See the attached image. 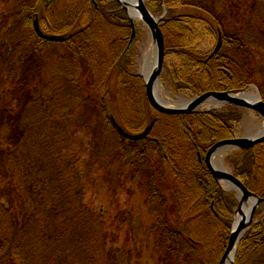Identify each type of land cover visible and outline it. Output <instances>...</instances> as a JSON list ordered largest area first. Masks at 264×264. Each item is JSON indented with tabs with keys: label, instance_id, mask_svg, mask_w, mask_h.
I'll return each instance as SVG.
<instances>
[{
	"label": "trees",
	"instance_id": "obj_1",
	"mask_svg": "<svg viewBox=\"0 0 264 264\" xmlns=\"http://www.w3.org/2000/svg\"><path fill=\"white\" fill-rule=\"evenodd\" d=\"M254 1L259 16L240 35L228 27L236 0H147L155 17L166 12L159 26L166 59L178 62L172 69L165 64L174 92L199 97L254 85L264 102V67L254 71L252 65V49L264 50V0ZM2 2L0 31L8 37L0 39V86L17 95L19 108L0 102V179L5 181L0 190V264H121L110 260L112 250L107 254L109 240L114 242L101 212L92 213L84 205L83 173L76 166L80 153L73 138L81 125L71 123L75 105L76 121L98 123L97 134L107 136L112 161L129 169L127 177L153 206L151 234L161 264H220L239 203L234 192L222 189L205 156L215 144L236 137L244 118L241 109L156 112L143 77L134 71L145 35L117 1ZM36 20L40 31L35 30ZM200 26L221 41L219 54L193 47ZM39 32L61 41L44 40ZM51 56L56 59L50 68ZM58 65L67 73L56 82L51 78ZM42 73L51 94L63 95L60 108L67 106L69 113L50 112L43 101L38 105L35 82L40 78L42 84ZM115 91L117 98L111 95ZM153 121L151 133L140 141L117 130L141 134ZM263 149L264 143L258 144L225 159L244 186L262 199ZM128 221L124 217L119 223ZM235 264H264V203L240 242Z\"/></svg>",
	"mask_w": 264,
	"mask_h": 264
},
{
	"label": "rangeland",
	"instance_id": "obj_2",
	"mask_svg": "<svg viewBox=\"0 0 264 264\" xmlns=\"http://www.w3.org/2000/svg\"><path fill=\"white\" fill-rule=\"evenodd\" d=\"M254 4V0H236V4L231 7L229 13L228 27L230 31H237L240 35L246 31L249 23H253L254 18L259 16L254 8ZM181 11L182 13L186 12L185 10ZM4 12L5 8L2 2L0 3V23L2 22V15ZM136 22L138 28H140L145 35L139 48L140 55L136 61L137 66L134 69V71L142 77L145 76L148 70L146 66L153 65L156 59V48L150 32L141 25L140 22ZM38 24L40 28L39 21ZM198 31L197 38L191 40L193 47H196L198 52L210 54L211 56H213V54H219L222 45L216 52L218 39L211 37L205 26H200ZM7 37L8 34L6 31L1 29L0 39H7ZM59 50L62 52L60 55H65L62 49ZM252 50L255 58V62L253 61L254 63H252V65L255 71L258 68L264 67V50H259V52L254 49ZM46 57L47 54H43L42 60L40 59L42 64H45ZM51 59L52 61L49 60V63H51L49 65L50 68L52 67L53 60L56 58L55 56H51ZM166 63L171 69L173 66L178 65L177 60L171 58H167ZM55 67L57 68L56 65ZM64 70L62 66L58 65V69L56 70L57 73H55V76L51 78V80H56V82H58L61 79L64 81V73H67L64 72ZM46 75L42 73V84H40V78L35 82L39 89L36 96L38 105H41V101H43L47 110L50 112L54 111L57 113L60 110H65L69 113L70 109H68L67 106L60 108L63 95L61 98V96L54 97V95L51 94V90L48 88V80L44 79ZM51 80H49V82H51ZM247 91L252 93L255 92L253 88ZM157 92L161 99L166 100L167 103L173 107H176L178 103L189 102L193 99L187 92H174L170 87V82L165 73L161 75V80L157 86ZM115 93L117 94L116 91L113 93L111 92V95L117 98ZM0 102L11 105L15 109L19 108L17 95L14 93L11 94L9 89L4 92L2 86H0ZM76 106L77 105H75V115L71 118V123H78L81 125L77 132L73 133V138L75 139L74 150L80 153V158L76 166L80 172L83 173V179H80V182L85 184L84 190L82 191L84 194V205L92 213L96 214L99 211L101 212L100 217L105 223L108 234H110V239L114 242L111 243L110 240L108 242L107 254L112 250L110 253V260H118L121 264H161V257L158 249L154 246L155 242L151 234V229L155 222V215L151 213L153 206L146 204L144 195L141 193L138 185L131 178L127 177L129 169L121 167L119 162L112 161V149L108 148L110 145L106 142L109 141L107 136L97 134L96 127L98 123H96V121L87 120L88 124L84 125L83 121H76L78 116ZM124 107L125 110L123 112L126 116L129 114V108L127 104H125ZM209 109H212V107L205 105L201 108V111H208ZM218 109H220V107ZM241 111L244 113V118L241 124L237 126L236 137L250 139L263 134L264 120L253 111ZM123 112L121 113L122 115L124 114ZM68 113L64 114V116L66 117ZM57 123L59 125V121H57ZM104 148H108V150H104ZM231 153L232 150L220 151L214 159L217 163L223 162L224 166L231 170L225 162V159ZM262 153L264 154V151ZM4 183L5 181L0 179V190ZM221 185L225 190L229 189L223 182H220V186ZM33 204L36 206L35 203ZM124 217L127 218V220L131 219V221H128L122 226L119 222L124 220ZM171 221L173 225H175V220L172 219ZM8 234L11 233L8 232ZM104 253L106 254V251Z\"/></svg>",
	"mask_w": 264,
	"mask_h": 264
},
{
	"label": "water",
	"instance_id": "obj_3",
	"mask_svg": "<svg viewBox=\"0 0 264 264\" xmlns=\"http://www.w3.org/2000/svg\"><path fill=\"white\" fill-rule=\"evenodd\" d=\"M115 1L119 2L121 5L123 4L121 0ZM134 12L135 11H128L131 21L138 19L144 23V25L150 32L151 38L153 39L156 48V59L154 60L152 66L153 70L149 75L145 74V76H143L149 102L156 111L167 115L194 114L200 112V109L206 104L219 101L221 103H227L228 105L255 111L260 117L264 119V102L260 96V93L255 87L254 89L256 90V94L250 95L247 93L249 97H247L246 99L239 97L237 98L238 93L236 92H209L193 99L190 102H186L180 105L178 104L175 108L168 107L165 101L159 98L157 92V86L160 82V77L163 72L165 63V39L163 32L159 27L161 19H157L151 14V12L146 8L143 0H139V12L137 11L138 14H134ZM34 25L35 30L39 31L38 21H35ZM39 35L42 39L47 41H61L60 37L47 36L42 33H40ZM220 47L221 42L217 46L216 52L220 49ZM242 94L246 93L242 92ZM154 124L155 123L153 122L145 130V132L140 135L127 134L119 127L118 130L124 138L130 139L132 141H139L143 138H146L150 134ZM261 143H264V132L263 134L250 139L235 138L233 140L219 142L210 149L206 156V164L215 179L226 184L230 190L235 191L238 195L239 201V208L237 211V216L235 217L232 225L228 247L220 264H235V256L240 241L250 225L253 223L254 215L258 207L261 203L264 202V200L249 192L238 178L227 171V168L224 167L222 162L214 165L213 160L218 155V153H220V151L222 152L237 149L247 151ZM244 209L247 210L248 213L245 214Z\"/></svg>",
	"mask_w": 264,
	"mask_h": 264
},
{
	"label": "bare ground",
	"instance_id": "obj_4",
	"mask_svg": "<svg viewBox=\"0 0 264 264\" xmlns=\"http://www.w3.org/2000/svg\"><path fill=\"white\" fill-rule=\"evenodd\" d=\"M122 1V3L124 4H120L119 2V5L121 6V9L122 10H124L126 13H128V11L129 12H132V11H135L134 12V14H138V12H139V0H121ZM144 1V3H145V6H146V8L149 10V7H148V5H147V0H143ZM131 4V5H130ZM133 8V10H132V8ZM128 10V11H127ZM138 11V12H137ZM149 58V57H148ZM146 68H148V70H147V72H146V74H150L151 72H152V68H150V66L148 65V66H146ZM251 95V94H250ZM243 98V99H246L247 97H249V95L246 93V94H242V93H238L237 94V98ZM166 103V102H165ZM178 104H182V102L181 103H178ZM166 105L168 106V107H173L172 105H170L169 103H166ZM207 106H209V107H212V108H227V103H221V102H219V101H217V102H213V103H210V104H206ZM211 109H209V111H210ZM243 115H244V113H243ZM213 164L214 165H216L217 164V162L215 161V159L213 160ZM226 185V184H225ZM244 213L246 214V213H248V211L247 210H245L244 209ZM227 264H229V263H227Z\"/></svg>",
	"mask_w": 264,
	"mask_h": 264
}]
</instances>
